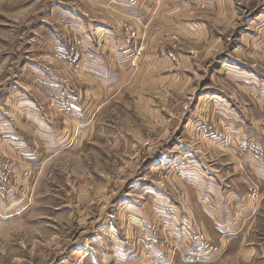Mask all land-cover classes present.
Here are the masks:
<instances>
[{"label":"rangeland","instance_id":"rangeland-1","mask_svg":"<svg viewBox=\"0 0 264 264\" xmlns=\"http://www.w3.org/2000/svg\"><path fill=\"white\" fill-rule=\"evenodd\" d=\"M100 1L0 0V121L20 99L56 121L76 119L65 138L46 143L18 118L41 149L32 165L2 153L1 140L13 145L8 123L0 125V178L14 189L24 179L14 164L31 177L21 191L27 200L0 209V264H264V184L235 153L250 155L254 141L263 155L250 156L263 163L264 139L226 132L219 114H236V73L264 72V27L255 26L264 0H238L224 17L206 0H174L178 10L165 14L152 0L143 21L121 14L115 0ZM202 21L208 35L193 37ZM90 22L116 28L107 55L128 62L115 57L104 76L117 79L129 67L114 84L82 73L105 43L80 26ZM130 33L137 37L128 44ZM155 53L161 67L141 69ZM44 74L69 86L36 80ZM79 92L99 101L93 112L77 108ZM209 168L224 191L239 190L218 218L201 207L206 193L220 199L203 182Z\"/></svg>","mask_w":264,"mask_h":264},{"label":"crops","instance_id":"crops-1","mask_svg":"<svg viewBox=\"0 0 264 264\" xmlns=\"http://www.w3.org/2000/svg\"><path fill=\"white\" fill-rule=\"evenodd\" d=\"M102 3L105 4L107 1L112 0H101ZM100 1V2H101ZM174 0H161V5L157 8H154L155 12L158 11L161 14H165L166 11L169 9L170 12H173V10H178V6L173 4ZM208 6H213V8L218 11L216 13L213 12V15L217 14L222 17L225 16L226 13L234 11V5L238 0H206V3H204V6L207 4ZM211 1L213 2V5L211 4ZM152 0H142L141 3L138 6L130 5L128 1L126 0H115L113 4L114 7L121 12V14L127 15L131 18L134 16L138 18L140 21H143L151 11V7L153 6ZM115 9V10H116ZM211 7H208V11L210 12ZM158 12V13H159ZM236 13V12H235ZM62 14V13H61ZM231 14V13H230ZM74 15H80L77 12H74ZM81 17L82 14L80 15ZM79 16V17H80ZM264 16V12H263ZM134 17V18H135ZM88 22V21H87ZM256 22V21H255ZM91 24H88L87 26H84L81 24V27L84 28H90L92 30L94 28V32H96V35L101 33V38L104 39V45H101L102 53H99L98 55H90L89 58L86 59L85 62L82 64V73L84 76H86V79L94 80L97 77L99 79H102L104 81H108L112 84L118 82V80L122 77L123 79L127 76V68L129 67V64H122V68H126L121 71L120 77L119 74L116 75L117 79L111 80V78L104 76V69L102 66H105L110 62L111 60H116V58L120 61H124L125 57L123 55H118V53H111L107 55L108 48L110 47V44H113L114 46V31L116 28L112 25H106V23H103L99 26V24L90 22ZM201 27L198 29L191 30L189 33H192V36H206L209 33V29L207 28V24L205 22H200ZM256 28H259L260 26L264 27V20L255 23ZM115 29V30H113ZM102 31V32H99ZM79 33V32H78ZM255 39V38H254ZM67 41V39L65 40ZM256 41V43H255ZM254 44H257L256 46H260L259 40L256 39ZM64 42V41H63ZM123 56V57H121ZM160 55L158 53L150 54L149 56V64H144V62H140L139 65L141 66V69H144L149 65L150 69L151 66L156 68L161 67L163 63V59L159 57ZM116 57V58H115ZM121 58H124V60H121ZM264 58V56H263ZM119 61V62H120ZM128 61H124L122 63H125ZM144 64V65H143ZM148 67V68H149ZM252 70V68H251ZM115 72V70L113 69ZM111 72V71H110ZM234 72V71H232ZM89 73V75H87ZM116 73V72H115ZM109 74V73H108ZM237 74V80L235 84L239 87L236 92V96L234 93V104L236 106V114L229 113L228 109L223 108L222 111L220 109V119H221V125L222 127L227 131H231L233 129L240 130V136L246 138L247 136H252L251 138L254 140L264 139V116L261 120H258L256 118L258 113H264V72L256 70V73H252V77L249 78L248 76L242 74V73H236ZM236 74L234 75L236 77ZM47 75L44 74V76H37L36 80L38 81H46L52 84L55 88H60L69 86L66 82L60 80L59 83L57 82H50V79H47ZM96 77V78H94ZM109 79V80H108ZM40 81V82H42ZM62 82V83H61ZM43 83V82H42ZM54 83V84H53ZM88 94V93H87ZM77 97L75 98V102L78 109H82L81 111H91L93 112V109L99 105L98 100L92 101V99H87L84 97L83 93H78ZM250 99V101L248 100ZM23 102V103H22ZM31 100H25L20 99L19 102L14 106V109L11 111V118L5 120L8 125H3L5 127L10 128V135H9V141L13 146H9L5 140H1V144L5 147L4 155L9 156L8 154L15 155L19 160H23L24 162H31L35 158V155L41 151V149L38 146H34V143H32L29 139V135L25 133L22 128L25 127L19 126L18 118H23V122L25 124H29L32 126V129L35 134V138L40 139L42 141H45L46 143L50 142H56L66 137V134L70 133L71 129V123L74 122L76 119H72L71 117L69 120V123L65 119H58L55 120V117H51L49 115H46L45 113H42V111L38 110L39 106L36 103H31ZM239 103V104H238ZM76 115V113H75ZM74 115V117H75ZM5 116V115H3ZM2 120V119H1ZM22 121V120H21ZM58 121H61L58 122ZM3 120L0 121V125L5 123ZM59 123V125H57ZM207 127V126H206ZM208 128V127H207ZM27 132V131H26ZM237 133L239 134V131L237 130ZM59 139V140H58ZM207 141L215 142L217 140L206 138ZM19 144V146H14V144ZM32 145L29 147L27 144ZM239 159L241 160L242 165L248 167L249 172L254 176L259 182L264 184V162L259 163L254 161L250 155L245 154L243 152L237 153L235 152ZM244 160V161H243ZM15 173L18 177L22 176L24 179H20V183L16 185L13 189V186H11V189H9L10 185L4 182L3 179L0 178V189L3 191V196L0 198V209L6 210L5 208L11 207L12 205H21L23 202H25L27 199L24 197V194L21 192L24 190V187L27 186L28 182L31 181V177L29 180V176L26 175V178L24 176L23 169H20L16 164H14ZM25 165V163H24ZM28 165V164H27ZM203 177L205 178L207 175L210 177L209 179L203 180L204 183L207 184V186L213 190L218 191L220 194V199L213 202L211 198L208 196V193L202 197V204L201 207L203 208L205 214L206 212H209L212 214L215 218H218V216H222L224 211L227 209L228 201L231 200L234 203L237 202V199L232 198L235 197V194H238L237 189L233 188L232 186L229 189H226L224 191L225 182L222 181L219 173H217L215 170L208 169V172L201 173ZM242 175V174H241ZM33 184V181H32ZM3 187V188H2ZM226 188V187H225ZM29 187L27 186V190ZM229 190V191H227ZM223 195V196H222ZM14 198V199H13ZM163 200V198L161 197ZM216 200V199H215ZM13 201V203L11 202ZM12 204V205H11ZM216 207L217 209L213 208ZM239 209V207L237 206ZM206 209V211H205ZM239 214L235 213V216L237 217ZM175 219V218H174Z\"/></svg>","mask_w":264,"mask_h":264},{"label":"built area","instance_id":"built-area-1","mask_svg":"<svg viewBox=\"0 0 264 264\" xmlns=\"http://www.w3.org/2000/svg\"><path fill=\"white\" fill-rule=\"evenodd\" d=\"M129 2L130 5H136L138 4L139 1L141 0H126ZM137 35L136 33H130L127 36V42L128 44H131L135 39ZM248 144V152L252 157H255L256 160H260L261 156L263 155V149L261 147H257L256 143L254 141H250L247 143Z\"/></svg>","mask_w":264,"mask_h":264}]
</instances>
